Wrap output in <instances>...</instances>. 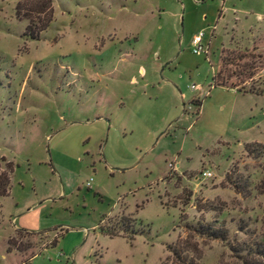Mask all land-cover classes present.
<instances>
[{"label": "rangeland", "instance_id": "rangeland-1", "mask_svg": "<svg viewBox=\"0 0 264 264\" xmlns=\"http://www.w3.org/2000/svg\"><path fill=\"white\" fill-rule=\"evenodd\" d=\"M19 1L0 0V264H264V0H50L36 40Z\"/></svg>", "mask_w": 264, "mask_h": 264}, {"label": "trees", "instance_id": "trees-1", "mask_svg": "<svg viewBox=\"0 0 264 264\" xmlns=\"http://www.w3.org/2000/svg\"><path fill=\"white\" fill-rule=\"evenodd\" d=\"M51 3L50 0H21L17 2L14 6V16L17 20H24L25 26L23 28L22 36L27 38L28 40H36L39 33L42 32L48 25V23L51 20ZM245 55H238L235 58H231L229 60L223 59L221 63H230L233 61V59L240 60L243 58ZM226 65V64H225ZM250 77V75H249ZM212 84L214 86H219V87H224V88H229L233 89L236 86H228L225 85L224 81L222 79L219 80L218 73L214 74V76L211 79ZM252 147H260L258 143H248L244 145V150L246 153H249V150ZM11 164L9 162H6L2 157H0V197L5 196L7 194L8 186H9V175L11 173ZM127 224L129 226V222L127 219L126 220H121L120 225H114L111 228H106V229H98L99 233H101L104 236L107 237H114L117 235H125L127 234L126 228L123 227L124 224ZM122 226V227H121ZM193 232H195L198 235H205L206 237L210 239H221L217 230L210 229L207 227L203 226H197L194 227ZM136 232H130L131 235H134ZM128 234V240H131V236ZM263 251V250H262ZM174 255V251L171 253ZM257 257L260 255H263L264 253H261L260 249L257 248L253 252ZM243 264H247V262H244ZM250 264V263H249Z\"/></svg>", "mask_w": 264, "mask_h": 264}, {"label": "built area", "instance_id": "built-area-1", "mask_svg": "<svg viewBox=\"0 0 264 264\" xmlns=\"http://www.w3.org/2000/svg\"><path fill=\"white\" fill-rule=\"evenodd\" d=\"M217 2H219L220 4H222V2L224 0H216ZM201 37H202V33H198L195 37H193L190 40V47H191V53L192 54H202L205 56L206 54V49L202 46V44L200 43L201 41ZM203 177H209V173H203L202 174ZM87 185V184H86Z\"/></svg>", "mask_w": 264, "mask_h": 264}]
</instances>
